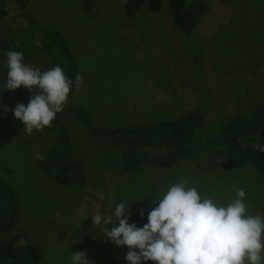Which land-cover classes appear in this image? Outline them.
<instances>
[{
  "label": "rangeland",
  "instance_id": "obj_1",
  "mask_svg": "<svg viewBox=\"0 0 264 264\" xmlns=\"http://www.w3.org/2000/svg\"><path fill=\"white\" fill-rule=\"evenodd\" d=\"M170 1L161 0L157 11L143 3L128 17L126 0H28L31 19L18 14L16 1L8 2V16L17 18L10 29L22 28L18 32L31 53L24 63L46 71L59 66L49 55L55 52L75 77L83 76V86L77 90L74 83L60 117L84 158V180L62 184L42 169V161L60 144L54 120L28 135L23 122L4 111L18 102L27 106L31 93L24 86L5 90L7 56L0 46V178L12 187L18 209L12 226L0 230L1 242L22 236L20 244L32 243L43 252L42 264H71V252L78 251H86L93 264L107 253L114 264H128L127 246L106 240L90 216L114 214L116 205L126 202L129 223L143 227L155 207L154 196L182 179L202 197L224 205L235 198V185L246 193L247 213L264 217V177L251 163L228 167L220 154L198 153L180 158L173 169L143 165L122 172L110 166L117 156L106 154L104 143L85 134L90 128L86 119L101 128L135 127L190 111L203 115L206 134L215 133L264 97V0H205L192 35L174 26ZM42 31L58 32L66 50L36 49L43 44ZM0 35L10 38L3 23ZM81 109L83 117L78 116ZM257 144L264 145L258 136L243 142L264 157ZM37 153L45 159H35ZM138 209L145 210L143 218ZM0 264H7L1 256Z\"/></svg>",
  "mask_w": 264,
  "mask_h": 264
},
{
  "label": "clouds",
  "instance_id": "obj_2",
  "mask_svg": "<svg viewBox=\"0 0 264 264\" xmlns=\"http://www.w3.org/2000/svg\"><path fill=\"white\" fill-rule=\"evenodd\" d=\"M5 90L24 86L30 93L29 103H16L14 117L23 122L26 134L42 130L67 105L73 81L60 66L41 71L24 63V54L7 51ZM83 86V76L77 74L75 87ZM255 147L264 152V145ZM37 160L45 159L37 153ZM235 198L224 205L218 198L202 197L190 181L182 179L171 184L161 197H155V207L148 212V223L137 227L131 219L126 202L116 205L114 214L96 213L93 225L117 247L127 246L128 264H261L264 261V217L247 213L246 193L232 186ZM141 218L144 209H138ZM118 225V226H117ZM109 226H111L109 230ZM71 264H93L86 251L71 252Z\"/></svg>",
  "mask_w": 264,
  "mask_h": 264
},
{
  "label": "trees",
  "instance_id": "obj_3",
  "mask_svg": "<svg viewBox=\"0 0 264 264\" xmlns=\"http://www.w3.org/2000/svg\"><path fill=\"white\" fill-rule=\"evenodd\" d=\"M10 0H0V23L10 32V38L6 39L0 35V46L7 52L19 51L24 58L31 55L25 48L26 41L19 34L22 28L13 27L17 23L15 15L8 16L5 9ZM16 7L21 9L18 14L31 19L28 9V0H14ZM173 10V24L186 35H192L198 24L199 16L205 12L207 3L205 0H171ZM143 3H148L151 10L161 8V0H126L125 14L133 17L141 8ZM10 17V19H8ZM7 23H6V22ZM43 44L36 45V49L47 52L52 47L65 51L67 43L58 32H44ZM222 38V37H221ZM223 39L221 41V44ZM36 50L33 51V53ZM50 56L57 59L59 66L64 70L66 76L75 83V75L71 65L63 64L60 56L50 52ZM6 74L8 68L6 66ZM70 95L74 94L73 86ZM258 104L251 107L243 114H237L225 123L215 133L205 132V121L203 115L197 111H190L176 119H164L155 123L142 126L115 128H101L92 125V119H86L90 128L85 134L98 138L100 143L105 144V152L109 156L115 154L112 165L122 172H130L142 169L143 165L150 167L161 166L173 169L180 158L194 156L198 153H212L224 156L228 167H243L251 163L259 169L264 177V157L252 147L244 146L243 142L249 136H258L264 141V97H258ZM247 110V109H246ZM83 109L79 110L78 116L83 117ZM246 112V111H245ZM89 120V121H88ZM93 121V120H92ZM54 122L58 128L60 144L53 148L46 160L42 161V169L57 182L71 184L84 180V158L76 150L73 135L66 128L60 113L56 115ZM18 216L16 198L12 187L0 178V230H8ZM22 236L0 241V256L7 264H42L43 252L37 245L32 243L20 244ZM114 257L109 253L101 254L94 258L97 264H114ZM264 262H261V264Z\"/></svg>",
  "mask_w": 264,
  "mask_h": 264
}]
</instances>
